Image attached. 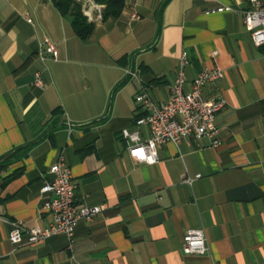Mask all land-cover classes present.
Masks as SVG:
<instances>
[{"label": "crops", "instance_id": "0c3cea01", "mask_svg": "<svg viewBox=\"0 0 264 264\" xmlns=\"http://www.w3.org/2000/svg\"><path fill=\"white\" fill-rule=\"evenodd\" d=\"M77 1L94 23L86 39L52 0H0V264H264V44L245 28L247 0H125L106 19L102 3ZM44 38L57 58H39ZM183 49L185 89L204 67L223 69L203 90L225 99L220 144L165 141L157 162L135 160L120 134L141 111L135 95L165 101ZM60 155L76 201L103 209L71 237L11 243L9 220L49 222L40 188ZM194 227L205 254L182 251Z\"/></svg>", "mask_w": 264, "mask_h": 264}, {"label": "built area", "instance_id": "2783aa9c", "mask_svg": "<svg viewBox=\"0 0 264 264\" xmlns=\"http://www.w3.org/2000/svg\"><path fill=\"white\" fill-rule=\"evenodd\" d=\"M248 5L243 10L245 28L255 45L264 44V0H247ZM228 6H218L216 10L228 9ZM136 17V14H133ZM30 21L31 19L28 18ZM40 59L57 58L56 44L44 38L38 52ZM217 50L211 52L215 59ZM189 63L186 49H183L178 59L176 75L170 85L168 98L156 102L146 91L135 95V102L143 114L135 116L133 128L121 129V136L127 141L128 154L135 160L147 163L158 161V147L165 141L178 144L183 139L192 137L196 140L207 138L209 145L216 147L220 144L219 128L215 116L225 105L222 97H208L204 88L211 82L223 77V69L218 65L206 66L190 81L185 89V67ZM128 73L134 74L131 69ZM33 83L43 86L39 71L33 76ZM69 125V122L67 121ZM148 129V137L142 139L141 127ZM50 179L40 188L43 196L41 210L46 212L50 220L46 226L26 227L20 220H9L11 225L8 239L19 245L25 242H39L44 238L63 233L71 237L73 228L78 220H91L103 209V205H87L75 199L76 185L73 182L71 168L65 157L60 155L50 166ZM200 176L196 174L195 177ZM185 176L184 180L192 181ZM181 248L187 254H205L208 251L207 239L203 227L187 228L182 235Z\"/></svg>", "mask_w": 264, "mask_h": 264}, {"label": "trees", "instance_id": "16d2710c", "mask_svg": "<svg viewBox=\"0 0 264 264\" xmlns=\"http://www.w3.org/2000/svg\"><path fill=\"white\" fill-rule=\"evenodd\" d=\"M58 8L61 15L67 18L71 24L74 33L80 39H86L94 28V23L87 19L82 9L81 2L77 0H52ZM104 6L101 11L103 19L108 17L117 16L121 13L125 0H99ZM143 114L142 111L137 113L136 116Z\"/></svg>", "mask_w": 264, "mask_h": 264}, {"label": "water", "instance_id": "95a60500", "mask_svg": "<svg viewBox=\"0 0 264 264\" xmlns=\"http://www.w3.org/2000/svg\"><path fill=\"white\" fill-rule=\"evenodd\" d=\"M90 1H92V2H98L99 0H90Z\"/></svg>", "mask_w": 264, "mask_h": 264}]
</instances>
